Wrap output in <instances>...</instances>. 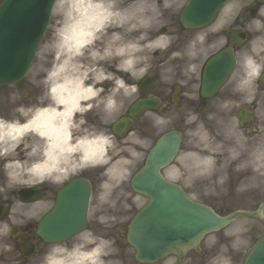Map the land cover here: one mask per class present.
Segmentation results:
<instances>
[{
    "label": "clouds",
    "instance_id": "1",
    "mask_svg": "<svg viewBox=\"0 0 264 264\" xmlns=\"http://www.w3.org/2000/svg\"><path fill=\"white\" fill-rule=\"evenodd\" d=\"M187 2L51 0L26 69L38 52L29 81L39 93L31 103L16 104L10 118L0 115V204L10 201L7 221L0 218V255L15 250L8 242L13 230L51 207L46 201L11 199L23 190L45 184L59 189L86 170L101 169L87 219L110 228L117 213L130 208L125 185L152 141L136 130L118 138L111 126L139 99L140 81L154 69L161 84L178 83L190 89L185 97L198 100L202 61L228 43L224 32L244 7L243 0H228L210 28L195 32L182 48L169 52L179 36L161 29ZM4 4L0 0V6ZM247 31L250 39L232 53L235 69L228 79L229 95L217 97L214 110L203 119L194 110L183 114L187 147L165 166L163 175L156 169L162 180L182 192L187 189L192 201L226 194L230 167L248 173L235 186L237 194L264 190V12L248 21ZM160 53L168 55L160 59ZM244 106H251L256 120L251 135L240 121L238 110ZM147 117L162 133L181 119V113L149 111ZM135 199L139 202L141 196ZM247 231L242 222L226 228L228 243L209 233L204 245L216 251L207 264H234L230 250L247 247ZM115 243L106 234L84 228L71 241H51L33 264H122L114 259Z\"/></svg>",
    "mask_w": 264,
    "mask_h": 264
},
{
    "label": "water",
    "instance_id": "2",
    "mask_svg": "<svg viewBox=\"0 0 264 264\" xmlns=\"http://www.w3.org/2000/svg\"><path fill=\"white\" fill-rule=\"evenodd\" d=\"M14 1L10 0L9 5L12 6ZM204 1L199 0L195 5L200 6ZM8 10L11 11L10 7ZM17 66L14 64L11 68L17 69ZM21 67L20 62L22 71ZM167 161L164 156L149 158L132 180L137 192L150 197V202L135 216L129 227L128 240L136 248L139 259L155 260L167 252L177 253L180 259L183 253L180 246L194 245L204 233L219 229L241 214L236 212L218 217L207 206L188 201L179 188L156 174V169L166 165ZM261 242L263 244L250 254L246 264H251L255 254L264 250V240Z\"/></svg>",
    "mask_w": 264,
    "mask_h": 264
},
{
    "label": "flooded vegetation",
    "instance_id": "3",
    "mask_svg": "<svg viewBox=\"0 0 264 264\" xmlns=\"http://www.w3.org/2000/svg\"><path fill=\"white\" fill-rule=\"evenodd\" d=\"M245 5L246 4L244 3V7L240 11V13L237 16L234 23H232L224 32V35L227 36L228 40H229V31L230 30H232L233 28L239 29V30L246 28V25L248 23V17H247L246 11H244L246 9ZM183 31H185V30L180 27L179 32H183ZM239 36L241 39L246 38L244 33H239ZM209 39L210 40L214 39V37L210 36ZM180 40L185 41L186 39H185V37H182V38H180ZM236 50H237V48H234V51H236ZM262 87H264V85H262ZM4 94L7 95V93H4ZM228 95H229V88H228V81H226L220 87V89L216 92V94L213 97L203 98L199 95L198 102H199V104H202L204 107H207L209 105L211 107V109L214 110V103H215L217 97H220V96L227 97ZM18 103H25V102H16L15 105ZM243 108L248 109L250 111V113L253 114L252 110H251V106H244ZM262 119H264V117H262ZM94 170H96V174L99 177L100 176V169H91L90 171L86 170L85 172H83L80 175L82 177H85L88 181H90V184L92 187L91 200L95 196L93 188H94L95 184L98 183V179H89V177L94 173ZM39 188L42 190V197L38 201H36L35 203H38L40 201H46V202L51 203V207L42 210V213L40 216V218H41L46 212H48L54 208V205H55L54 203H55L56 198H57L58 188H56L55 186L49 185V184L40 185ZM7 218H8V214L5 215L4 219H7ZM40 218L32 220L29 224H27L23 228H17L16 231L13 233L11 239L8 241L9 243L16 241V239H20L23 242L26 241V242L33 244V248H32V252L29 254V256H21L16 251V255L18 256V258L15 262L12 261L11 264H33V261L36 258H38V256L40 254H42V252L48 247L49 243L43 241L38 236V234L36 232L38 221L40 220ZM91 223H94V222L91 221L90 224ZM90 224H89V226H90ZM95 227H98L97 223H95ZM97 232L100 233V229H98ZM0 261H2L3 264H10L8 252H4L2 255H0Z\"/></svg>",
    "mask_w": 264,
    "mask_h": 264
},
{
    "label": "rangeland",
    "instance_id": "4",
    "mask_svg": "<svg viewBox=\"0 0 264 264\" xmlns=\"http://www.w3.org/2000/svg\"><path fill=\"white\" fill-rule=\"evenodd\" d=\"M263 9V8H262ZM52 27V22L51 25L49 26V29H51ZM48 33L45 32L44 34V38H47ZM39 55V53L37 52L36 57ZM36 57L34 59V62L32 63V67L30 69V71L27 73V75H30V72L32 70V68L35 66L36 63ZM159 57V56H158ZM160 58V57H159ZM155 74V72H158L156 69L153 70ZM157 75V74H155ZM16 86H12V87H6V88H1L0 91H4V90H15ZM29 88V85L27 83L24 84V90L27 91ZM102 171V170H101ZM229 171V176H230V180L229 183L226 185L227 187V193L226 194H222L220 197H211V198H201L199 200L204 201L208 204H210L213 208L216 209V211L220 214H224L227 212H230L231 210L234 209H238V208H250L252 205H254L255 203H257L259 200H261L262 198H264V190L261 191H250L248 193H244V194H237L234 189L235 186L237 185V183L245 176L248 175L247 172H243V173H237L233 170L232 167H230L228 169ZM101 173V172H100ZM12 199V197H11ZM145 201V199H141V201H136V199H133V202L135 203V206L138 207L140 206L143 202ZM92 203H94V200L92 201ZM117 220L116 222L120 219V220H124L125 217H127V215L125 213H123V211L117 213ZM93 222L95 221V219H92ZM114 222V223H116ZM236 222H242L248 229L246 236L247 239L249 240V244L247 245L250 246L251 243L253 242V240H255L260 232H261V227L260 224L253 220L250 219H241L239 221H235L233 222L230 226H228L227 228L231 227L234 223ZM103 226L100 225V232L105 233L106 231L103 230ZM226 229V228H225ZM224 229V230H225ZM224 230H221L217 233H215L218 237H219V242L220 243H228V240L223 236V232ZM218 247V246H217ZM242 248L239 251H231L230 250V254L232 255L234 264H240L237 263L239 262V260L242 258L243 253L245 252V249L247 248ZM205 248V252H206V257H201L199 258L197 261L193 262L191 260H188L186 264H204L205 262L208 261V259L210 258V256H212L216 249H212L209 250L207 247ZM120 261V260H119Z\"/></svg>",
    "mask_w": 264,
    "mask_h": 264
}]
</instances>
